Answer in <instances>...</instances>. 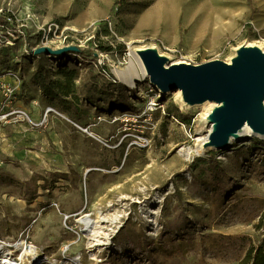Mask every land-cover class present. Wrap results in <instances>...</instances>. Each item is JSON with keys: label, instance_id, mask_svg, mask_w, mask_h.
<instances>
[{"label": "rangeland", "instance_id": "obj_1", "mask_svg": "<svg viewBox=\"0 0 264 264\" xmlns=\"http://www.w3.org/2000/svg\"><path fill=\"white\" fill-rule=\"evenodd\" d=\"M0 9L1 41L24 32L0 47V78L12 81L0 86L16 91L1 106L37 107L35 122L47 107L66 117L29 127L37 138L0 123V240L28 238L46 264H239L263 243L264 138L196 154L216 103L190 106L181 91L118 72L138 67L134 53L147 48L192 65L229 63L243 48L264 53V0H0ZM103 20L108 28L97 30ZM43 45L95 55L31 53ZM39 66L53 79L62 66L76 69L81 103L45 96ZM109 83L127 87L125 110L105 108ZM88 93L104 100L88 104ZM81 214L118 217L100 223L107 245L92 247Z\"/></svg>", "mask_w": 264, "mask_h": 264}, {"label": "water", "instance_id": "obj_2", "mask_svg": "<svg viewBox=\"0 0 264 264\" xmlns=\"http://www.w3.org/2000/svg\"><path fill=\"white\" fill-rule=\"evenodd\" d=\"M75 46L53 49L48 46L35 50L36 56H61L79 52ZM141 54L148 70L150 83L162 93L181 91L185 103L194 106L203 102L219 103L216 114L222 122L219 132L211 136L214 148L222 149L226 134L240 130L245 124L264 135V53L257 48H243L231 63L210 61L201 65L182 63L171 66L155 50Z\"/></svg>", "mask_w": 264, "mask_h": 264}, {"label": "trees", "instance_id": "obj_3", "mask_svg": "<svg viewBox=\"0 0 264 264\" xmlns=\"http://www.w3.org/2000/svg\"><path fill=\"white\" fill-rule=\"evenodd\" d=\"M109 23V20L98 22L97 30L107 29ZM79 54L84 57L95 55L94 52L84 50L79 51ZM57 75L59 77L53 79L49 76V72L46 71L44 67L39 66V71L35 74L34 79L41 87L44 95L48 98L58 99L64 102L65 99L72 97L77 104L81 103V99L76 96V79L78 77V71L76 69H70L67 66H62L58 69ZM109 85L113 87L115 96L108 100V105L105 108H108L109 111L125 110L127 106V87L122 83H109ZM100 94L103 95L104 92H100ZM84 100L88 104L97 106V102L103 101L104 99L102 97L96 99L93 93H88ZM239 264H264V240L258 247H252Z\"/></svg>", "mask_w": 264, "mask_h": 264}, {"label": "bare ground", "instance_id": "obj_4", "mask_svg": "<svg viewBox=\"0 0 264 264\" xmlns=\"http://www.w3.org/2000/svg\"><path fill=\"white\" fill-rule=\"evenodd\" d=\"M147 50H154L153 48H147V49H143L142 53L147 51ZM134 59L138 64V67L140 68V70L138 69V67L132 62L131 66L128 70V72H123L120 71L118 72L119 75L129 84H133L136 79H138L141 76L144 77H148V70L147 67L144 63V60L141 56V54H135L134 53ZM182 61H174L172 62L171 66H167V68L170 67H174L177 65L182 64ZM231 63V62H229ZM153 87L157 90H159V88L156 85H153ZM219 106L221 107L222 104L216 103V105L212 104V107L209 111H206V113L202 116V120L209 125L210 130L209 133L202 138H199V145L196 149V154H201L204 153L205 151L214 148V146H212L213 144L211 143V136L218 133L219 129H220V125H221V121L219 120V116L218 114H216L217 109H219ZM263 107H264V102H263ZM63 118H66L65 116H62ZM261 137L264 138L263 134L257 133L254 131V129L248 125L245 124L240 130H238L237 132H234L232 134H226L223 139H222V143H229V145H234V143L236 142H244V141H248L250 139H252L253 137ZM189 155V153H188ZM118 220V217L115 216L114 219H99V221H96L94 219L91 218L90 214H81L77 221L82 225L81 228V232L82 234H85L87 237H89L92 247L94 246H100V245H107V243L103 242L100 238V223L101 222H111V225H115L116 222ZM112 229H109V231H111ZM112 233L108 232L105 234L106 239L109 241L110 239V235ZM74 261H77V259H75ZM55 262V261H54Z\"/></svg>", "mask_w": 264, "mask_h": 264}, {"label": "built area", "instance_id": "obj_5", "mask_svg": "<svg viewBox=\"0 0 264 264\" xmlns=\"http://www.w3.org/2000/svg\"><path fill=\"white\" fill-rule=\"evenodd\" d=\"M2 12L3 10L0 9V16ZM23 35L24 32L20 30L15 33L8 32V38L10 39V42L9 39H7V41L0 40V47L6 46L7 44L12 45V41H14V39L19 38L20 36L23 37ZM32 52L34 53L35 50L31 51V53ZM0 89L7 99H11L16 94L15 88L12 86L1 85ZM53 113L60 115V113H58L54 108L47 107L40 121L35 122L32 119L29 111L7 103L3 105V107H0V123H28L33 128L42 126L45 127L49 122L50 115ZM70 217L71 215L66 216V220ZM69 248L70 247L67 246L64 249V253H66ZM47 262H49V257L46 254H43V252L39 251L37 246L28 240V238L19 239L13 242L0 240V264H46ZM74 263L82 264L81 258H78L77 261H74Z\"/></svg>", "mask_w": 264, "mask_h": 264}, {"label": "crops", "instance_id": "obj_6", "mask_svg": "<svg viewBox=\"0 0 264 264\" xmlns=\"http://www.w3.org/2000/svg\"><path fill=\"white\" fill-rule=\"evenodd\" d=\"M8 84V85H11L12 81L9 77H4V78H0V84ZM2 100H4V93L1 91L0 89V107L2 105ZM28 111V110H27ZM30 113V111H29ZM32 119L36 120L39 118L40 116V110L39 108L37 107H34V110L30 113ZM52 115H50L49 117V121H51V119L53 120L54 118L51 117ZM50 124V123H49ZM11 126H9V128L11 129L12 132H16L17 136H20V134L24 135V134H27L28 136H33V138H37L38 135H32L33 133L36 134V133H40L42 134L41 132H38V131H33V133H30V128L31 127L28 123H19V124H10ZM4 126H1L0 127V134L4 131ZM35 143H39L40 141L38 140H35L34 141ZM45 156V155H44Z\"/></svg>", "mask_w": 264, "mask_h": 264}]
</instances>
